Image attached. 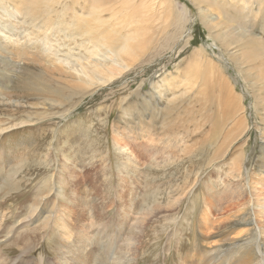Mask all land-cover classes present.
<instances>
[{
	"label": "rangeland",
	"instance_id": "obj_1",
	"mask_svg": "<svg viewBox=\"0 0 264 264\" xmlns=\"http://www.w3.org/2000/svg\"><path fill=\"white\" fill-rule=\"evenodd\" d=\"M83 1L93 0H39L36 9L27 6L26 0L19 16L9 13L5 0H0V28L5 31L0 36L10 34L13 43L20 44L29 32L38 34V28L44 27L50 30L48 42L41 47L46 56L63 57L71 67L77 51L70 52L68 45L76 44L69 35L86 30L98 37L103 29L80 24L90 17L80 11ZM135 1L143 16L147 4ZM151 1L156 7L141 22L150 28L157 24L150 47L126 66L110 48L97 43L96 49L102 50L90 60L108 66L116 77L89 90L73 77L47 70L44 60L11 56L0 48V167L4 166L0 171V264H20L26 254V264H36L40 255L46 257L44 264H55V248L65 228L53 232L51 226L63 218L77 237L72 248L81 254L80 264H104L107 258L113 261L115 252L126 250L129 264H211L200 230L211 234L216 225H228L229 231L251 229L241 239L231 232L240 245L245 241L264 244L259 227L250 225L246 214L251 213L264 228V202L258 205L264 200V171L259 172L264 156V56L228 52L202 24L189 0H172L176 13L175 17L170 14L172 7L167 6L169 19L162 12L165 6ZM116 2L108 0L106 6ZM249 3L253 14L237 23L236 31L241 25L264 40V0ZM74 9H79L77 14ZM11 24L16 27L9 32ZM144 32L153 35L148 28ZM115 37V41L122 39L123 32ZM34 49L30 58L36 57ZM19 59L22 65L14 73L11 64ZM194 60L207 68L204 79L184 72ZM170 75L169 86L177 76L192 84L178 79L180 84L167 88L162 80L171 79ZM159 88L164 89L165 98L157 94ZM154 93L157 99L152 98ZM240 155L243 162L234 171L233 163ZM5 171L14 174L13 181L19 184L9 192ZM52 175H56L53 187L46 186ZM38 198H43L45 206L40 219L41 204L38 209L33 206ZM256 214L262 216L261 222ZM203 217L209 218L208 224ZM88 225L87 244L82 245ZM104 226H111L106 239L97 234ZM112 233L119 238L115 249ZM126 244H131L129 249L124 248ZM229 247L223 246L227 254ZM64 251L59 255L67 260L70 254Z\"/></svg>",
	"mask_w": 264,
	"mask_h": 264
},
{
	"label": "bare ground",
	"instance_id": "obj_2",
	"mask_svg": "<svg viewBox=\"0 0 264 264\" xmlns=\"http://www.w3.org/2000/svg\"><path fill=\"white\" fill-rule=\"evenodd\" d=\"M25 1L26 0H5V2L7 4L6 5V9L8 10L9 13H11V11H12L13 14H17L19 16H22L23 15V12H22L23 6L27 5V3H28L27 6H31L32 5L33 9H36V7L39 6V0H27V3H25ZM102 1L103 2L101 4H100V0H93L91 3H88L86 1H83V2L79 3V6L81 7L80 11L87 12L90 15L89 18H85L82 21H80V24L82 26H90V27H92L93 29H96V30L101 28V27L103 29H101V32H100L98 37L92 36L86 30H84V31H82V32H80L78 34H70L69 35V39H71V40L74 39L73 40V41H75L74 45L75 44L76 45H75V47H71L70 45H68V48H69L70 52L71 51L72 52L73 51H77L76 54L72 53L75 56V58H74L75 61L74 62H76V63H74L71 67L67 65V63L63 60V57H62V59H61V57H57L55 55V52L53 53L55 55V57L53 55L50 56V57L46 56L47 52H45V50L43 48H41V47H43V45L48 42L47 41L48 39L46 37H47V34L49 33L50 30L48 31L44 27L38 28L39 29L38 34H36L34 32H32V33L29 32L28 33L29 38L27 39L28 41L24 40V42L22 41V43H20V44H16V42L13 43V38H12L13 36H10V34H6L5 37L0 36V48H1L2 52H4V53L6 52L8 54H11V56L12 55L13 56L17 55L18 57L25 56V59H27V60H35V61H39V62L41 60H44L46 62V64L45 65L43 64V66H45V68L47 70H49V71L51 70L53 72H56L58 75H60L62 77H66V78L73 77L76 80L82 82V88L86 87L88 90L92 86L97 85V83H99V82H102V81L106 82L108 80H111L112 78L116 77V75H115V73H113V72H111V71L106 69V68H108V66L107 67L101 66L98 63H93L90 60L91 56L98 55L99 51L102 50L101 47H98L96 49L97 43L103 44L104 46H106V48H110L116 54V56L118 58H122L123 59V61L125 62L126 66L132 65L138 59L139 54L142 51H145L146 48L150 44H152V42H153V36H154L155 32L157 31V29L155 28L157 26V24L151 26V28H150V25L147 27V26H144L141 22L146 18L147 14H151L150 12L156 6L153 5V1H151V0H150L149 3H148V0H141L140 4H142V5H146L147 4V6H146V8H145V10L143 12V16H142L141 15L142 13H140L138 11V8L140 7V5L135 0H125V1L121 0L122 2L118 0V2H116L114 4H111V5H108V7L106 6V1H108V0H102ZM189 1H191L192 4H194L195 7L197 8V14L199 13V17L201 18V21H203L202 24L205 25L208 28L210 34L217 41L221 42V44H223L226 47L228 52H231V50L234 49V50L238 51V53H240L241 51H245L247 53V55H249V56L251 55V56H253L255 58H256L257 55L259 57L264 56V40L260 39L261 37H257V38L254 37L253 32H250L247 29H243V27L241 25H240V27H241L240 29L241 30H239V32L236 31L237 23L241 24L239 22L241 20H243V18H245L246 15L253 14L252 12L254 10L252 9V6L249 5V4H251V3H249L250 0H189ZM159 2H160L161 5L165 6V10H163L162 12H164V15H166L167 19H169V15L166 12V10H168L167 6L169 8L170 7L173 8V9L170 8L171 9V13L170 14H173L174 17H175V13H176L175 8L176 7H174V5L172 3V0H159ZM252 2H253V0H252ZM192 4H191V6H192ZM256 7L258 8V6H256ZM261 9H262V7H261ZM263 9H262V11H263ZM258 10H259V8H258ZM78 11H79V9H74V13L75 14H77ZM169 11L170 10H168V12ZM107 16H110V17L106 18ZM161 19H162V17H161ZM176 19H178L180 21L182 18L181 17H176ZM45 22H49V21L47 20ZM151 23H152V21H151ZM176 23H177V21H176ZM180 23H182V22L180 21ZM32 25H34V24H32ZM252 25H253V23H252ZM15 27H16L15 25L11 24L10 27H8L6 30L9 31V32H12L15 29ZM34 27H36V25H34ZM161 27H162V23H161ZM180 27H182V26L180 25ZM234 27H235V30H233ZM146 28H148L153 33L152 36L149 34V32H147V33L144 32ZM258 28H260V27H258ZM0 32H5V31L0 28ZM119 32H123V37H122V39L120 38L119 40L115 41L114 40L116 38L115 36ZM76 37H79L81 40L80 41L76 40L75 39ZM21 40H23V39H21ZM17 41H20V40L18 39ZM29 41L30 42L32 41V44L28 43ZM51 42H52V40H51ZM61 46L64 47V44L61 45ZM51 47H53V46H51ZM51 47L49 49H51ZM15 48H17V49H15ZM18 48H20V49L18 50ZM81 48H84V49H81ZM27 49H29V50H27ZM33 49L37 50V52H35L36 53L35 54L36 57H33V58L31 57L30 58L29 54L30 55L32 54ZM1 50H0V52H1ZM16 50H18V51H16ZM86 50H90V52L88 53ZM197 50H198V52L200 51L199 52L200 54H203V49L202 48H199ZM13 51H16V52H13ZM4 53H2V54H4ZM58 53H60V52L58 51ZM35 55H33V56H35ZM1 57H3V56H1ZM8 58L10 60L9 56H8ZM198 58L200 59V57H198ZM235 58H236V56H235ZM14 59H16V58H14ZM204 60L201 59V60H199V62H203ZM16 61H17V63L13 62L11 64L12 66L15 67L12 70V72H14V73L17 72V67L19 69L20 66L22 65V60L21 59L16 60ZM199 62L194 60L193 63H190L188 65L187 69L184 72L185 73H188V72L192 73V74L198 76L199 78L204 79L206 77L205 73H206L207 68L205 70V68L202 67L199 64ZM35 64H37V63H35ZM37 65H39V64H37ZM24 66H25V63H24ZM45 68H44V70H45ZM43 72L45 73V71H43ZM14 75H16V74H14ZM174 76H176V75H174ZM43 77H45V76H43ZM48 77H50V76H48ZM168 78H171V75ZM256 78L257 79L259 78L258 80L261 81V77L259 75H257ZM178 79L185 80L186 82H188V85L192 84L190 80H187L186 78H183V77H180V76L174 77L173 78V80H174L173 82L174 83L179 82V84H180L181 81H179ZM262 79L264 80V76H263ZM162 81H163V84L165 86H167V88L168 87L170 88V86H172L174 84L173 83L172 85L169 86V81H172V78L169 79V80L164 78ZM37 84L40 85L41 83H37ZM35 88L36 87H34V89ZM88 90H86V91H88ZM156 91H157V94L159 95V97L161 99L165 98L164 89H160L159 88V89H156ZM5 92H7V91H5ZM34 94H36V93L34 92ZM157 94L154 93L152 98L155 99L156 98L155 95H157ZM46 100H47V97H46ZM172 100H173V97H172V99L170 101L172 102ZM14 102H15V100H14ZM18 102H19V100H18ZM46 103H48V102H46ZM148 107L153 109L154 105H151V107H150V105H148ZM158 108H159V106H158ZM165 108H166V106H165ZM169 111H171V107H170V110L168 109V112ZM149 112H152V111H149ZM15 117H17V116H15ZM152 117H154V115ZM22 122H24V121H22ZM262 139H264V132L263 131H262ZM262 141H263V145H264V140H262ZM221 149H222V147H221ZM79 156H81V155H79ZM262 158H263V161H262L263 165L260 166V171H259L261 173H262V171H264V156ZM241 159H243L241 155L238 156L237 158H235V161H234L233 166H232L234 171H236L241 166V164L243 162ZM2 168H4V166L1 165L0 171H1ZM14 176L15 175L12 174L10 171L7 172V173L5 171V173L3 174V177H5L6 184H8L10 186V187H8V192L11 191L12 189H14V185H17V186L19 185L16 181H13ZM55 176L56 175H52L50 178L47 179L46 186H49L48 185V183H49L50 187H53L54 182L56 181L55 180ZM50 193H52V192H50ZM41 195H42V192H41ZM262 202H264V200L261 198V200L259 201L258 205L261 204ZM40 204H41V209H40L39 213H37V215L40 216L39 219L41 218V214L40 213H43L45 211V206L43 205V198H38L37 204L33 205L35 207V209H38L37 206H39ZM41 210H43V211H41ZM143 211L145 212L144 209H143ZM242 211H243V209H242ZM246 214L248 216L247 217V221H249L250 225H253L255 223L257 225V227H259V234L258 235L260 236V241H261L262 239H264V228L260 227L258 225V222L254 221V218L250 216L251 213H246ZM260 214H262V212ZM260 214H258V215L256 214V218H258V217L261 218L262 216ZM30 215L33 216V214H30ZM26 218H27V216H26ZM262 220L263 219L261 218L259 222H261ZM202 221H203V223L207 222V224H208L209 218L203 217ZM120 224H119V226H120ZM102 225H103V223H102ZM50 226H49V228H50ZM69 226L66 225V219L65 218H63L62 221H59V220L55 221V224L53 226H51L53 232L55 230H57L58 228H60V229L61 228L62 229L65 228L64 232H62V238L61 239L57 238V239H59L58 241L60 242V244H58L59 245V247L57 246L58 248L56 247L57 249L55 248V250H58V252H56L55 256L53 257V259L57 258V262L55 264H80V261H81L80 260L81 259L80 255L81 254L78 255L76 250L72 248V246H73L72 241H76L77 237L74 238L73 235L75 233H74L73 230L70 229ZM90 227L91 226H89V225L84 227L87 231L85 232V235H83V236H86V238H85V240H83L82 245H86L87 244V236L89 235V231L88 230L90 229ZM110 227H107V226L105 227L104 226V228H98L97 234L98 235H102L103 237H105L104 239H106L107 236H108V233H106V231H108L110 229ZM120 228H122V226H120ZM213 228L217 229V230L216 231L214 230V233H211V234L209 232H207V231H206L207 232L206 233V232H202L203 230H200L201 238H203V240L205 241L206 245L208 246L206 249H208L210 251L208 253V255H209L208 257L210 259H208L207 261H209L211 264H216L215 263L216 261H218V264H254L255 262L256 263H260V264L261 263L264 264V244H260V242H259L258 245L257 244L248 245L247 241H245L243 243V245H240V243L238 242V238L241 239V238H243L245 236H248V234H250L252 232L251 229L244 228L243 231L242 230L238 231V230H235V229H237L236 227H233L229 231L228 225L227 226L216 225ZM201 229H203V228H201ZM22 231H25V230H22ZM231 232H235L236 235H238V238L237 237H231L230 236ZM23 233H28V232H23ZM114 235L116 236V234H113V233L110 235L111 238L114 240V246L112 247V249L116 248L115 241L117 239H119L118 236H117V238H114ZM130 240H132V239H130ZM43 242L44 241H41V243H43ZM70 243H72V244H70ZM128 245L131 246V244H126L124 246V248L125 249H129ZM227 245H230V247H229L230 249H228V250H230V252H228V254H227V250L226 251L224 250L225 247L223 248V246H227ZM41 246H42V248H40V249L44 251V243ZM117 247H119V246H117ZM96 248H98V247L96 246ZM64 249H65V251H64L63 254H70L69 255L70 258L67 259V260H64L66 257L63 258L61 255H59L60 252L63 251ZM90 249H93V248H90ZM98 249H97V251L95 253L99 252ZM10 251L11 250L8 251L9 254H11ZM14 252L15 251H13V253ZM78 252H79V246H78ZM128 252H129L128 250H126L124 252H121V251L115 252L114 256H113V261H112L111 258H107V260L102 261V263H104V264H129ZM210 254H211V256H210ZM232 255L236 256L238 258H236L234 260V259H232ZM27 256L28 255L26 254L24 256V259L22 258L23 262H21L20 264H26V261H27L26 259H28ZM125 259H128V260L125 261ZM211 260H214V262L211 261ZM45 261H46V257H44L43 255H40L38 257V262L36 264H44ZM203 263L207 264V262H203Z\"/></svg>",
	"mask_w": 264,
	"mask_h": 264
}]
</instances>
